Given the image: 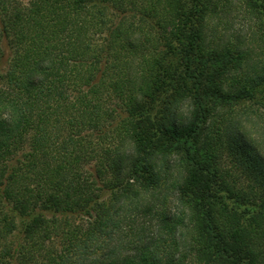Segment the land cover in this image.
I'll return each mask as SVG.
<instances>
[{
	"label": "trees",
	"instance_id": "trees-1",
	"mask_svg": "<svg viewBox=\"0 0 264 264\" xmlns=\"http://www.w3.org/2000/svg\"><path fill=\"white\" fill-rule=\"evenodd\" d=\"M0 264H264V0H0Z\"/></svg>",
	"mask_w": 264,
	"mask_h": 264
},
{
	"label": "rangeland",
	"instance_id": "rangeland-1",
	"mask_svg": "<svg viewBox=\"0 0 264 264\" xmlns=\"http://www.w3.org/2000/svg\"><path fill=\"white\" fill-rule=\"evenodd\" d=\"M20 1L25 2L26 0H20ZM241 20H243V19H242V18H239V17H238V18L235 17V18L233 19V24H232V25H233L235 28L238 27L239 24H242V21H241Z\"/></svg>",
	"mask_w": 264,
	"mask_h": 264
}]
</instances>
